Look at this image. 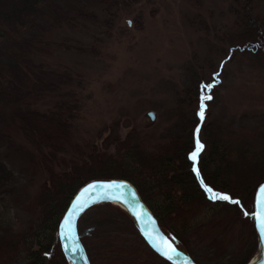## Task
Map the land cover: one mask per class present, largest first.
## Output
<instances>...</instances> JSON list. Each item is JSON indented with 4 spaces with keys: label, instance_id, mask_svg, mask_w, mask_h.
I'll return each mask as SVG.
<instances>
[{
    "label": "trees",
    "instance_id": "obj_1",
    "mask_svg": "<svg viewBox=\"0 0 264 264\" xmlns=\"http://www.w3.org/2000/svg\"><path fill=\"white\" fill-rule=\"evenodd\" d=\"M60 1L0 0V140H6L3 147L7 146L10 151L0 152V204L17 203L26 198L27 184L36 183L37 177L45 176L37 193L27 199L25 207L33 217L27 228L16 230L11 222L0 217V264H46L47 258L55 259V264H68L59 240V222L81 186L105 178L131 181L157 218L163 233L198 264H204L202 257L197 255L201 250L230 255L232 262L233 250L222 252V242L225 230L238 222L251 225L249 231L255 237L253 253L257 233L252 213L256 190L264 182V148L250 153L247 147L238 144L239 133L231 124L211 126L196 115L201 96L213 94L212 79H194L189 94L178 97V113L182 114L178 124L180 130L165 143H153L147 135L145 141L149 143L145 145L134 132L126 141L118 143L115 154L95 153L90 159L80 161L66 154L70 141L67 123L57 121L58 133L42 134L39 122L55 128V118L60 117L64 109L66 115L75 109L66 101L53 99L62 86L68 87L78 81L67 65H53L50 60L59 51L79 48L57 35L62 30L76 29L78 20L93 15L95 5L110 7L117 0ZM261 2L248 0V10L246 14H238V23L242 24V18L251 19L252 11ZM247 30L243 35L234 34L241 38L229 47L227 59L250 52L255 57L263 54L264 41L259 34L247 38L246 33H255L254 29ZM49 104L52 110L40 109L41 105ZM186 113L191 117H186ZM198 124L199 133L195 134ZM197 135L204 145L195 162L199 178L192 170L193 161L188 159ZM223 136L233 142L230 150L219 145ZM8 154L21 156L19 171L10 165ZM121 158H125V162ZM201 180L214 191L239 200L240 204L210 199ZM240 189H244V194ZM93 210L118 213L144 241L130 214L117 205L96 204L85 211L80 220ZM190 234L203 244L202 248L194 249ZM224 249L228 250L226 246ZM251 253L237 264H247Z\"/></svg>",
    "mask_w": 264,
    "mask_h": 264
},
{
    "label": "rangeland",
    "instance_id": "obj_2",
    "mask_svg": "<svg viewBox=\"0 0 264 264\" xmlns=\"http://www.w3.org/2000/svg\"><path fill=\"white\" fill-rule=\"evenodd\" d=\"M247 3L248 0H117L110 7L95 5L93 15L78 20L76 29L62 30L57 35L79 48L59 51L50 60L53 65H67L78 81L62 86L53 99L66 101L75 109L66 115L63 108V116L55 118V128L39 122L42 134L58 133L57 121L67 123L70 141L66 154L80 161L95 153L115 154L118 143L134 132L145 145L149 143L145 141L147 135L153 143H165L180 130L178 97L189 94L194 79H212L213 94H204L206 124H231L239 133L238 144L250 153L259 152L264 148V50L256 57L253 52L237 54L232 59L225 56L232 43L241 38L234 34L243 35L246 28L247 32L255 30L253 35L246 33L247 38L259 34L264 41V0L255 6L252 18H242L240 24L237 17L239 13L246 14ZM50 105H41L40 109L52 110ZM220 142L228 150L233 146L226 136ZM5 143L1 138L0 152L9 153L7 146L3 147ZM8 156L10 165L19 171L21 156ZM121 160L125 162V158ZM37 179L27 184L26 198L0 204V217L16 230L27 228L33 221L25 206L45 176ZM241 192L244 194V189ZM249 225L238 222L225 230L222 252L232 249V262L230 255L226 257L221 252L201 250L197 255L204 264L239 263L254 247L255 237ZM78 227L92 264H171L153 254L145 240L114 211H90ZM189 240L194 249L203 247L192 234ZM54 260L47 258L46 264H55Z\"/></svg>",
    "mask_w": 264,
    "mask_h": 264
},
{
    "label": "water",
    "instance_id": "obj_3",
    "mask_svg": "<svg viewBox=\"0 0 264 264\" xmlns=\"http://www.w3.org/2000/svg\"><path fill=\"white\" fill-rule=\"evenodd\" d=\"M148 114L152 119H154V113L152 111H150ZM123 180L124 179H117V178L91 180L87 182L86 184H84L83 186H81L79 190L73 196L72 200L70 201L68 208L66 209L62 219L60 220V223L64 221L65 216L67 215L69 209L72 206V201L76 198V196L80 195L81 190L84 189L88 184L107 183L110 181H114L117 184L124 185V187H119V188L108 190V191H105V189L103 188H96L84 194V200L86 201V203H84L82 207L73 214V229H74L75 240H73L70 237H61L59 234L60 227H58L59 239L61 240V242H63L62 241L63 239L65 241L67 240L68 252L70 256L72 257V259L74 260L75 264H92L90 257L87 253L86 247L81 238L80 230L78 227L79 219L85 213V211L89 209L91 206L97 204L99 201L109 200L110 198L122 200L130 204L131 212H128V213L131 215L136 228L140 232L141 236L148 243V245L158 255L168 260L166 257L162 256L159 251H157L156 245L160 247L171 245V247L176 249L179 255L174 256L172 260H168L170 263L172 264H198L188 253L174 246V244L167 238V236L161 230L156 217L154 216L151 209L143 201L135 185L128 180H124V181ZM261 185H264V182L259 185L255 193V197H254L255 212L257 210L256 209V196H257V193ZM133 209L135 210V214H133ZM145 233H147L148 236L152 237V239L149 240L148 238H146ZM77 245L79 246V248L78 250L74 251V249L77 248ZM63 251H64L65 256L67 257L66 251L64 249V243H63Z\"/></svg>",
    "mask_w": 264,
    "mask_h": 264
},
{
    "label": "snow or ice",
    "instance_id": "obj_4",
    "mask_svg": "<svg viewBox=\"0 0 264 264\" xmlns=\"http://www.w3.org/2000/svg\"><path fill=\"white\" fill-rule=\"evenodd\" d=\"M129 25H131V21H128ZM218 82V81H217ZM207 87H211V85H207ZM210 99L211 97H207ZM205 97L201 96V102H200V108L199 111L196 113V115L200 118L202 121L204 118V103L203 100ZM200 126L199 124L196 125L195 128V134L199 133ZM204 145L200 142L198 135L197 138L195 139V148L193 151H191L188 154V159L193 161L192 165V170L193 172L196 173L197 178H199L200 173L196 167V160L197 156L200 153V151L203 149ZM201 186L204 188L205 193L208 194L209 198L212 200H223V201H230L232 203H235L237 205L240 204L239 200H232L231 197L228 194L219 192V191H214V189L207 184H205L201 180ZM119 187H124L123 184H117L114 181H110L107 183H92L88 184L84 189L81 190L80 195L76 196V198L72 201V206L69 209L67 215L64 218V221L60 223V236L61 237H70L73 240H75V235H74V229H73V214L77 212L86 201L84 200V194L89 192L90 190L96 189V188H103L105 191L116 189ZM256 212L252 213V216L255 220L256 226L259 228L260 233L262 236H264V185H261L259 188V191L256 196ZM133 214H135V210L133 209ZM245 215H248L246 212ZM146 238L149 240L152 239V237L148 236L147 233H145ZM157 251L160 252V254L164 257H166L168 260H172L174 256H178L179 253L176 251L175 248L171 247V245H166L165 247H160L156 245ZM79 246L77 245V248L74 249L78 250Z\"/></svg>",
    "mask_w": 264,
    "mask_h": 264
},
{
    "label": "bare ground",
    "instance_id": "obj_5",
    "mask_svg": "<svg viewBox=\"0 0 264 264\" xmlns=\"http://www.w3.org/2000/svg\"><path fill=\"white\" fill-rule=\"evenodd\" d=\"M117 179H124V178H117ZM96 180V179H95ZM127 180V179H124ZM123 180V181H124ZM129 181V180H128ZM131 182V181H130ZM136 187V186H135ZM139 192V191H138ZM142 197V196H141ZM143 199V198H142ZM111 201V202H110ZM144 201V200H143ZM104 202H108V203H112L114 205H117L118 207H120L121 209L125 210L126 212H131V206L130 204L126 203L125 201L122 200H117L114 198H110L109 200H104V201H99L97 204L100 203H104ZM145 202V201H144ZM96 205V204H95ZM147 205V204H146ZM94 206V205H93ZM148 206V205H147ZM92 207V206H91ZM149 207V206H148ZM150 208V207H149ZM88 210V209H87ZM86 210V211H87ZM152 211V210H151ZM131 216V215H130ZM155 216V215H154ZM132 218V217H131ZM157 219V218H156ZM133 220V219H132ZM158 221V220H157ZM134 223V221H133ZM135 224V223H134ZM258 231V238L256 240V251L255 254L253 255V257L250 259V261L247 264H264V236L261 235L259 228H256ZM139 232V231H138ZM140 233V232H139ZM141 235V234H140ZM142 237V236H141ZM63 242H61V246L63 249V243H64V249L66 251L67 257H68V264H75L74 260L72 259V257L70 256L69 252H68V245H67V240L65 241L64 239L62 240ZM154 252V251H153ZM155 253V252H154ZM157 254V253H156ZM158 255V254H157ZM159 256V255H158ZM160 258V256H159ZM193 258V257H192Z\"/></svg>",
    "mask_w": 264,
    "mask_h": 264
}]
</instances>
